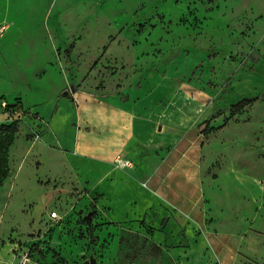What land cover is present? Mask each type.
I'll use <instances>...</instances> for the list:
<instances>
[{
    "label": "rangeland",
    "instance_id": "obj_1",
    "mask_svg": "<svg viewBox=\"0 0 264 264\" xmlns=\"http://www.w3.org/2000/svg\"><path fill=\"white\" fill-rule=\"evenodd\" d=\"M149 72L186 83L208 108L213 218L202 229L151 212L114 218L90 186L101 165L70 152L79 96L123 93ZM16 100L22 109L5 112ZM15 117L0 264L16 263L22 245L28 264H264V0H0V125Z\"/></svg>",
    "mask_w": 264,
    "mask_h": 264
},
{
    "label": "crops",
    "instance_id": "obj_2",
    "mask_svg": "<svg viewBox=\"0 0 264 264\" xmlns=\"http://www.w3.org/2000/svg\"><path fill=\"white\" fill-rule=\"evenodd\" d=\"M203 99L186 83L156 72H149L123 93L80 95L79 108L74 109L81 118L72 124L76 130L72 150L63 145L61 150L101 165L94 184L85 182L104 196L114 218L151 212L164 216L175 229L186 222L202 229L213 218L207 197L214 195L213 190L207 195L204 187L208 177L204 173V133L200 126L209 113ZM88 101L93 108L90 115L84 114V102ZM38 124V137L48 142V121L45 124L39 120ZM79 137L89 141L90 149L79 142ZM117 156L130 159L134 168L116 167ZM122 200L126 205L116 214ZM202 238L208 243L215 241L209 231ZM232 238L237 244L236 237ZM231 251L225 259L235 260L237 252Z\"/></svg>",
    "mask_w": 264,
    "mask_h": 264
},
{
    "label": "trees",
    "instance_id": "obj_3",
    "mask_svg": "<svg viewBox=\"0 0 264 264\" xmlns=\"http://www.w3.org/2000/svg\"><path fill=\"white\" fill-rule=\"evenodd\" d=\"M246 99H242L238 101L233 106H239ZM21 107V108H20ZM22 109L20 101H14L10 104H5L4 111L8 114H13ZM18 122L19 118H12L10 122L4 123L0 125V185L3 180L6 178L9 172V149L16 137L18 132ZM206 131V127L202 129L204 133ZM95 201L92 202V206H95ZM29 256H31V250L29 248Z\"/></svg>",
    "mask_w": 264,
    "mask_h": 264
},
{
    "label": "built area",
    "instance_id": "obj_4",
    "mask_svg": "<svg viewBox=\"0 0 264 264\" xmlns=\"http://www.w3.org/2000/svg\"><path fill=\"white\" fill-rule=\"evenodd\" d=\"M3 28L4 27L2 26L1 29ZM2 106H5V104L3 103ZM114 165L120 169H133L134 168V163L130 159L122 157V156H117L114 159ZM18 250L19 251L16 253L17 262L14 264H28L30 260L29 248L22 245V246H19Z\"/></svg>",
    "mask_w": 264,
    "mask_h": 264
},
{
    "label": "water",
    "instance_id": "obj_5",
    "mask_svg": "<svg viewBox=\"0 0 264 264\" xmlns=\"http://www.w3.org/2000/svg\"><path fill=\"white\" fill-rule=\"evenodd\" d=\"M65 94H67V92H64ZM205 127V123H203L200 126V130H202ZM87 218H91L90 215H87ZM84 264H96V260L93 257H90L88 261L84 262Z\"/></svg>",
    "mask_w": 264,
    "mask_h": 264
},
{
    "label": "flooded vegetation",
    "instance_id": "obj_6",
    "mask_svg": "<svg viewBox=\"0 0 264 264\" xmlns=\"http://www.w3.org/2000/svg\"><path fill=\"white\" fill-rule=\"evenodd\" d=\"M89 259H85L84 262L88 261Z\"/></svg>",
    "mask_w": 264,
    "mask_h": 264
}]
</instances>
